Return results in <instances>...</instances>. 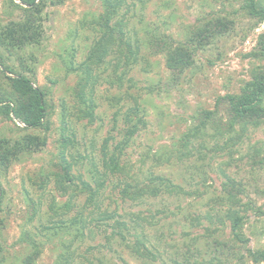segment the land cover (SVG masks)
Wrapping results in <instances>:
<instances>
[{"label": "rangeland", "instance_id": "rangeland-1", "mask_svg": "<svg viewBox=\"0 0 264 264\" xmlns=\"http://www.w3.org/2000/svg\"><path fill=\"white\" fill-rule=\"evenodd\" d=\"M247 1L122 0L115 20L126 26L136 61L119 70L94 67L96 81L79 99L75 94L79 74L67 67L83 63L100 38L96 21L103 10L101 0H65L48 7L41 44L14 53L0 48V96L10 91L7 77L25 72L24 61L30 68L26 75L47 91L51 109L48 129L41 130L24 129L23 123L6 118L0 110V138L38 134L48 141L42 152L22 156L7 170L0 167V264H23L33 251L26 234L40 245L36 264H203L211 259L213 237L235 236L223 207L215 203L225 195L223 172L247 185L242 201L251 209L244 213L243 233L248 248L264 249V166L253 168L251 161L256 151L264 157V126L249 128L244 144L225 152L209 151L225 140L211 135L191 145L195 157L180 158L175 152L199 112L214 110L221 96L240 93L263 65L255 52L264 24L249 14ZM259 2L264 6V0ZM24 6L21 0H0V25L22 19ZM203 16H226L236 27L199 51L195 66L173 84L165 55L152 53L150 39L166 35L185 42ZM116 55L108 58L113 64ZM133 127L137 132L126 135ZM123 140H129L119 158L124 173L110 176L95 207L88 203L91 195L82 182L95 186L93 170L104 172V160ZM153 174L179 184L182 193L165 191L134 202L121 198L120 190L131 177L149 182ZM84 219L81 236L76 229L83 227ZM71 220L79 223L68 230ZM117 222H125L127 228H119ZM208 229L213 230L212 237ZM139 238L150 257L138 255ZM227 264L255 263L245 258Z\"/></svg>", "mask_w": 264, "mask_h": 264}, {"label": "trees", "instance_id": "trees-1", "mask_svg": "<svg viewBox=\"0 0 264 264\" xmlns=\"http://www.w3.org/2000/svg\"><path fill=\"white\" fill-rule=\"evenodd\" d=\"M101 1L103 10L98 21H96V30L101 35L100 38L92 46L83 63L77 67L69 63L67 67L68 71L79 74V81L75 88L78 99L83 97L90 83L96 81V77L93 75L94 67L107 65L115 66L119 70L121 67L131 65L136 61V52L128 39L126 26L122 21L115 20L121 9L122 0ZM64 2L65 0H21V3L25 5L22 8L23 18L18 21H11L5 26L0 25V48L9 53H14L41 44L44 38L43 24L46 9L51 6L62 5ZM246 9L254 19L264 24V6L259 0H248ZM235 27L236 22L232 18L226 16L208 18L203 16L197 20L191 30L189 29L190 32L185 42L175 41L166 35H154L150 39V49L155 55H165L169 80L173 84H178L182 75L195 66V55L199 51L210 47L217 39L232 32ZM257 47L258 50L255 52V56L262 60V67L253 71L251 80L246 83L240 93L221 96L218 98L214 110L199 112L196 123L180 138L177 144L175 152L180 158L190 159L195 157L191 145L199 138L211 135L212 138L219 139L218 141L225 139L223 140L224 144H215L209 150L212 153L225 152L228 148L233 149L239 145L241 147L249 128L264 126V32L258 39ZM111 55H116L113 57L116 58L115 64H113V59H111V62L108 59ZM0 58L2 60L1 56ZM21 64L25 72L30 71L26 62L23 61ZM8 71L9 73H15L12 70ZM25 72L18 73L15 77H7L10 91L0 96V110L6 118H15L23 123L25 125L24 129H48L46 123L51 109L47 101V91L36 87L33 80ZM122 76H120V80L123 78ZM87 115H89L88 112ZM207 129L213 131L209 133ZM128 131L126 135L132 136L137 132V128L133 127ZM128 141L123 140L117 144L112 155L104 160V172H101L98 168L93 170L91 177L95 186L82 182L83 190L90 192L91 197L88 199V203L91 205L94 204L95 207H99L100 201L96 198H101L104 195L106 183L111 175L124 173V169L120 168L119 158L124 152ZM47 142L46 136L38 134H24L17 139L0 138V167L7 170L22 156L42 152ZM201 147L208 149L205 144ZM197 151L202 160L207 161L206 154L203 155L200 149H197ZM229 154H232V152L230 151ZM251 161L253 168L259 167V169H262L264 166V157L259 151L251 156ZM200 171L205 174L203 168ZM66 177L71 180L68 173L65 174ZM153 177L154 174L149 178V182L131 177V182H127L120 190L121 198L125 201L134 202L144 198H156L165 191L169 194L182 193L181 186L173 183L169 178L161 175ZM223 177L226 178L222 189L225 195L220 196L215 203L217 207H223L224 216L231 222L235 236L229 240L213 237V241L209 242L211 259L202 263L227 264L235 260L241 262L245 258H250L255 264H264V249L255 251L248 248V239L243 233V225L246 220L244 213L251 209L250 205L243 204L242 201V196L247 195V185L227 172H223ZM65 205L69 207L70 202ZM215 216L218 218V214ZM78 223V220H71L67 229H73ZM85 225L86 219L83 220V227L76 229V232L81 236L84 234ZM117 225L119 228H127L125 222H117ZM209 231H211V236L213 230L208 229ZM24 239L33 251L25 257L23 264H36L41 254L40 245L29 234H26ZM243 250L246 253H243ZM136 251L140 257L147 258L152 255L142 238H139ZM152 258H155V256H152ZM187 260L188 257L186 256ZM173 264L185 263L175 261Z\"/></svg>", "mask_w": 264, "mask_h": 264}]
</instances>
